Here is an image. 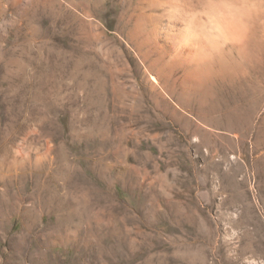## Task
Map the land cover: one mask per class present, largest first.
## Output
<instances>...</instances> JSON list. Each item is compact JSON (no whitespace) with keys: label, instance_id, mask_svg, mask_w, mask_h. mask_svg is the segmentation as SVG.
<instances>
[{"label":"rangeland","instance_id":"obj_1","mask_svg":"<svg viewBox=\"0 0 264 264\" xmlns=\"http://www.w3.org/2000/svg\"><path fill=\"white\" fill-rule=\"evenodd\" d=\"M157 1L0 0V264H264V0L199 71Z\"/></svg>","mask_w":264,"mask_h":264},{"label":"bare ground","instance_id":"obj_2","mask_svg":"<svg viewBox=\"0 0 264 264\" xmlns=\"http://www.w3.org/2000/svg\"><path fill=\"white\" fill-rule=\"evenodd\" d=\"M192 1L158 0L156 2L163 9V15L159 16V20L151 24L155 36L153 46L156 49L172 59L181 61V65L199 71L210 65L227 45L244 47L251 41V44H254L253 4L249 6L250 3H246V0H219L218 3H215L218 1L215 0L214 4L211 0H205L204 10H208L207 20H204L199 15V7L197 8Z\"/></svg>","mask_w":264,"mask_h":264}]
</instances>
